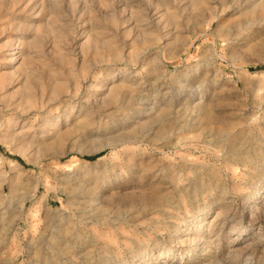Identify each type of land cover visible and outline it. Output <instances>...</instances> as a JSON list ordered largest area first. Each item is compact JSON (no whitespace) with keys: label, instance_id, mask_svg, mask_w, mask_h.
Segmentation results:
<instances>
[{"label":"rangeland","instance_id":"1","mask_svg":"<svg viewBox=\"0 0 264 264\" xmlns=\"http://www.w3.org/2000/svg\"><path fill=\"white\" fill-rule=\"evenodd\" d=\"M227 5L0 0V264H264V25ZM166 100L194 126L108 144Z\"/></svg>","mask_w":264,"mask_h":264},{"label":"bare ground","instance_id":"2","mask_svg":"<svg viewBox=\"0 0 264 264\" xmlns=\"http://www.w3.org/2000/svg\"><path fill=\"white\" fill-rule=\"evenodd\" d=\"M227 7L230 8L231 10H236L235 12H237V13H240L239 18L241 19L243 17V19L240 21L242 24H244V22H246V24L249 26H251L252 24L255 25L257 23H259V25L260 24L264 25V0H228ZM259 12H261V13H259ZM248 20H250V22H248ZM240 29H243V28H240ZM135 84H136V82L134 80H132V83L130 85H127L126 83H121V84L114 85L111 89H112V92L114 94L115 93L117 94L118 92H121L125 86L132 88ZM137 86H139L140 88L138 87V90L131 93V95H129V97L126 96L125 99H123L121 104H120L121 107H124L126 109H130L127 118H132V117H139L140 118L143 114L146 115L148 111L151 113V111L155 107V101L149 103L150 98L145 96V90L148 91L149 89L154 88L155 83L153 81H147V82L141 81L137 84ZM149 86H150V88H148ZM155 89H156V87H155ZM150 94L152 95L153 92H151ZM150 104H153V106L149 107ZM173 107H174V103L171 100L167 101L165 103V106L163 107V109H161V111L156 113V115H154V114L149 115V117L151 116L149 118V120L147 122H144L143 125L139 127V129L140 128L142 129L140 135H136L134 133V131L121 132L118 135L111 137L110 138L111 140L108 142V144L117 146L118 143H129V142H133L135 140L143 141L144 139L148 138L153 133V131L151 129L154 128L155 124H157V125L160 124V125H158V126H160L159 128H161L160 133H162V132L164 133V131L166 129H168L170 123L172 124V127H173V125L175 126L177 124L178 129L180 131H182L183 129H186L188 127L194 126L195 121L193 119H190V118H192V114L188 112L187 108L183 112H177V113L173 114V112H172ZM202 108H203V106H201V109ZM194 110H195V108H194ZM195 111L196 112L199 111L198 114H200L199 109L198 110L196 109ZM209 118H211V117H209ZM126 122L125 121L122 122V123H124L122 126L127 125ZM150 130H151V132H150ZM171 134H173V133H170V134L165 135L163 137H165L167 139L168 137H170ZM230 149H231L230 152H232V154H234V155L239 151L233 145L230 146ZM6 183H8V184L10 183L8 177L2 176L1 180H0V186H3ZM11 185H10V187H12ZM1 189H3V188H1ZM1 189H0V193L3 194L2 193L3 190H1ZM10 191L13 194V192L16 191V188H11ZM5 196H8V195H5ZM21 198H23V195L20 196L19 198H17V201L21 202L22 201ZM23 199H25V198H23ZM159 200H160V198L156 197L154 199V203L158 202ZM8 202H12V199H9ZM54 216H56V215H54ZM58 217L59 216H56L55 218L58 219ZM55 218L54 219L52 218L50 223H52V220H55ZM54 223H56V222H54ZM58 223H60V222H58ZM61 227H64V226H61ZM53 236H55L57 239L60 237V239L57 241H58V244L61 246H63L65 244V242L67 241V240L65 241L64 237L62 239V235L59 234V232H57V231L55 234H53ZM57 247L58 246L56 245L54 248V251H56V252H58L60 250V248H62V247H60V248H57ZM56 260H57V258H56ZM56 260L53 259V260L47 261V262L44 261L45 263H43V264H55Z\"/></svg>","mask_w":264,"mask_h":264}]
</instances>
